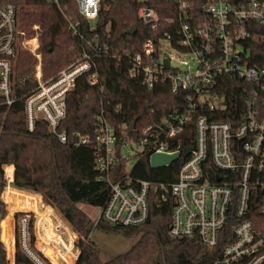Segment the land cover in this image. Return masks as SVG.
Instances as JSON below:
<instances>
[{
  "label": "built area",
  "instance_id": "1",
  "mask_svg": "<svg viewBox=\"0 0 264 264\" xmlns=\"http://www.w3.org/2000/svg\"><path fill=\"white\" fill-rule=\"evenodd\" d=\"M74 1L82 18L95 21L102 4L116 0ZM132 1L138 5L140 20L152 30L161 22L153 2L173 5L174 15L164 20L170 28L142 42L131 56L129 74L149 91L157 84L169 85L172 94L183 96V105L155 124L132 128L134 135H117L103 116L96 119L92 134L73 133L74 146L94 147L98 178L108 186L106 202L95 222L140 226L147 220L152 195L160 204L169 192L173 206L168 235L196 237L205 248L212 249L233 207L237 217L230 228L233 239L213 264H264V221L258 220L256 227L250 212L251 197L257 191L264 192V64H254L250 59L258 53L256 46L264 44V0H200L198 5L189 0ZM22 3L0 0V105L10 106L16 100L15 64L18 54L28 51L36 64L35 85L23 95L26 128L32 131L41 120L58 141L65 143L67 134L57 128L65 115L66 98L78 77L85 76L89 84L100 83L95 60L100 47L96 36L84 39L79 22L68 17L71 35L83 40L88 49L82 48L67 65L44 78L38 33L27 35L20 28ZM260 55L264 60V53ZM222 77L235 78L244 86L242 114L234 126L212 119L227 109L223 96L214 89ZM190 129L193 146L182 148ZM186 149L190 151L177 159L183 161L171 184L133 176V168L145 152L149 161L153 153L182 154ZM258 213L264 216V201ZM15 237L33 264H52L31 245L28 215L18 219L14 242ZM71 247V254L66 248L61 255L62 264L77 260L79 250L73 241ZM66 254L69 262L63 258Z\"/></svg>",
  "mask_w": 264,
  "mask_h": 264
},
{
  "label": "trees",
  "instance_id": "2",
  "mask_svg": "<svg viewBox=\"0 0 264 264\" xmlns=\"http://www.w3.org/2000/svg\"><path fill=\"white\" fill-rule=\"evenodd\" d=\"M189 1L193 5L200 3V0ZM152 5L161 18L157 30L150 29L140 20L137 14L138 5L132 0L105 2L95 21L82 18L74 0H56V3L53 0H23L20 7V28L27 35L38 33V51L41 53L44 78L67 65L82 48L88 49L83 40L71 35L67 27L68 17L79 22L84 39L96 36L95 40L100 47L95 57L100 83L89 84L85 76L78 77L66 98L65 115L57 128L67 134L65 143L58 141L41 120L36 122L32 131L26 128L23 95L35 85L36 64V58L28 51H21L15 64L16 100L10 106L0 105V192L6 184L4 167L12 165L14 172L10 185L18 190L38 194L41 202L53 208L71 230L77 233L75 244L79 254L75 264H213L221 256L224 245L233 239L230 228L237 221L233 207L212 249L205 248L196 237L171 238L168 229L173 198L169 192L165 193L166 199L160 204H157V197L152 195L148 204L147 220L137 227L110 226L101 220L94 222L77 207L83 203L101 208L107 199L108 186L98 178L94 147L74 146L73 133L92 134L96 119L103 116L117 135H134V130L130 128L133 121L134 129H140L159 122L164 115L183 105V96L172 94L169 85L157 84L149 91L139 79L129 74L131 56L139 51L146 38L168 30L170 27L164 20L175 13L172 4L156 1ZM34 25L37 26L36 30L33 29ZM130 29L133 33L127 34ZM256 49L258 53L250 56L251 62L262 65L264 60L260 53H264V44L256 46ZM218 80L219 86L214 89L223 96L227 109L214 114L212 119L228 121L234 126L242 114L245 99L243 82L229 77ZM185 146H193V129H190L187 139L181 142V147ZM38 158L40 164L36 163V171L30 173L26 167ZM182 161L183 159H179L167 166L152 169L145 152L135 164L132 173L134 177L142 180L171 184L176 180ZM21 167L24 168L21 170ZM8 171L10 167L7 168ZM31 196L32 202L29 206L37 204L36 196ZM251 200V217L254 225L258 227L257 221H264V216L258 213L264 201V192H255ZM51 208L43 206V214L48 219L44 221L56 233L59 244L62 240L56 227L64 224L58 221L54 225ZM13 213L8 211L9 223L3 219V242L7 250H11V255L14 244V264H33L20 250L17 238L15 237V242L13 240V218L10 228V215ZM4 214L5 203L0 198V221ZM23 215H28V234L33 247L32 213L15 211V227ZM44 226L40 232L46 242L50 232ZM92 230L121 234L126 238L138 237V240L127 252L103 262L90 238ZM66 233L70 235V231L66 230ZM3 242L0 241V264H8ZM35 251L43 257L40 251ZM67 253L71 254L70 250ZM44 260L47 262L45 257ZM65 260L69 262L70 256L67 255ZM50 261L60 264L53 255Z\"/></svg>",
  "mask_w": 264,
  "mask_h": 264
},
{
  "label": "rangeland",
  "instance_id": "3",
  "mask_svg": "<svg viewBox=\"0 0 264 264\" xmlns=\"http://www.w3.org/2000/svg\"><path fill=\"white\" fill-rule=\"evenodd\" d=\"M36 152L38 153L37 150H36ZM36 163L40 164L39 158L36 161L32 162L28 167H26V169L30 173H32L33 171L35 172L36 171ZM127 166H129V164H127ZM8 167H10V171L7 172ZM22 168H24V167H21V170H22ZM13 172H14V167L12 168L11 165H7L4 167L6 184L0 192V198L5 203V214H4L2 219L5 218V222L9 223V217L7 215L9 210H11L12 213L13 212L15 213V211H22V210H26V209L32 210L33 211V212H31L33 215V223H32L33 226L32 227H33V237H34L33 247L37 251L39 250L41 252V254L47 259V261L51 262L50 261L51 255H53L57 258V260L60 262V264H62L63 261L61 259V255H63L66 252V250H65L66 248L69 250L72 249V247L70 248V245H71L72 241L74 244L76 243V240L78 238L77 233L72 231L71 228L63 221L65 223L64 226L61 225L60 227H56V229L58 230L57 232H58V234L62 240L61 243L57 244L58 243L57 235L53 230H51V228L49 227V224L45 223L47 217L45 214H43V206H39V201L37 200V204H35L33 206H29L32 202V196L31 195L20 192V191H16V190L8 187L10 185ZM21 205H26L29 207L28 208H22V207H20ZM47 206H49V205L44 204V207H47ZM77 207L80 208L82 211H84V213H86V215L92 221L95 222L97 215L99 213L98 207H92V206H89V205H86L83 203L78 204ZM52 209L53 208H51V210ZM53 210H52V212H53ZM24 212H27V211H24ZM14 213L12 215H10V217H11L10 228L12 225V218H13V228H12L13 236H14V227H15V220L13 217ZM52 221H53L55 226L58 224V220L53 218ZM48 222L49 221H47V223ZM53 223H51L50 225L52 226ZM42 226H44L50 232V235H48L49 239L47 238L46 242L44 241L43 235L40 232L42 229ZM45 228H44V230H45ZM65 228H67V229H65ZM66 230L70 231V235H72V236H70L69 233L67 234ZM90 238L94 242V244L96 245L98 252H99V258L103 262L110 260L111 258H113L114 256H116L118 254H122L124 252H127L138 240V237L126 238V237H123L121 234H108V233L101 232L99 230H92V232L90 233ZM2 242H3V240H2ZM3 245L5 248V254H6L8 264H14V250L15 249L13 248V252L11 255L10 254L11 250H7L4 242H3ZM75 251H76V248L74 247V252ZM66 256H67V254L64 255L63 258L65 259ZM52 264H54V262ZM55 264H57V263H55Z\"/></svg>",
  "mask_w": 264,
  "mask_h": 264
},
{
  "label": "water",
  "instance_id": "4",
  "mask_svg": "<svg viewBox=\"0 0 264 264\" xmlns=\"http://www.w3.org/2000/svg\"><path fill=\"white\" fill-rule=\"evenodd\" d=\"M133 30L130 29L127 31V34H132ZM106 86L105 84L103 85V89L105 90ZM135 121H133L130 125V128H134ZM189 149H186L183 151L182 154L179 152H175L172 154H164V153H153L149 157V166L152 169H157L164 167L166 165H169L173 162H175L180 156L181 157H186L189 153ZM4 236V230H3V219L0 221V241L2 242ZM78 258V257H77ZM76 262V261H75ZM75 264V263H74Z\"/></svg>",
  "mask_w": 264,
  "mask_h": 264
},
{
  "label": "crops",
  "instance_id": "5",
  "mask_svg": "<svg viewBox=\"0 0 264 264\" xmlns=\"http://www.w3.org/2000/svg\"><path fill=\"white\" fill-rule=\"evenodd\" d=\"M11 167L13 168V166L11 165ZM13 176V175H12ZM12 180V179H11ZM9 188H11V189H14V190H16V191H20V192H23V193H26V194H29V195H33V196H36V198H37V200L39 201V206H44V204L41 202V197L38 195V194H35V193H31V192H27V191H24V190H18V189H16V188H13V187H11L10 185L8 186ZM47 207H49V206H47ZM50 208V207H49ZM53 210V209H52ZM22 211H30V212H33L32 210H30V209H26V210H22ZM55 216H56V218H55ZM52 217V219L54 218V219H58V221H61L63 224H65L64 222H63V220L61 219V217L59 216V214H57L54 210H53V215L51 216Z\"/></svg>",
  "mask_w": 264,
  "mask_h": 264
}]
</instances>
